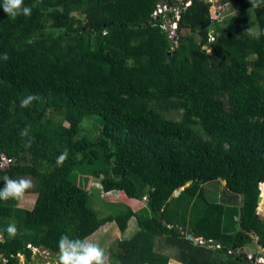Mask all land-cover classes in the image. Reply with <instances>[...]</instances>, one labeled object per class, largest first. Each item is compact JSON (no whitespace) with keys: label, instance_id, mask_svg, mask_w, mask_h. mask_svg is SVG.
I'll return each instance as SVG.
<instances>
[{"label":"trees","instance_id":"trees-1","mask_svg":"<svg viewBox=\"0 0 264 264\" xmlns=\"http://www.w3.org/2000/svg\"><path fill=\"white\" fill-rule=\"evenodd\" d=\"M219 2L238 6L221 22L210 0H24L32 14L15 19L0 9L9 57L0 60V161L11 160L0 175L36 181L32 210L0 201V264H32L34 250L58 256L68 229L91 239L115 223L125 234L132 219L137 230L116 241L112 264H168L156 248L175 250L181 264H252L231 249L253 236L264 250V36L247 32L249 0ZM252 10L253 32L264 30V4ZM30 93L43 101L21 109ZM87 178L145 202L135 211L105 201L122 209L103 216Z\"/></svg>","mask_w":264,"mask_h":264},{"label":"clouds","instance_id":"clouds-1","mask_svg":"<svg viewBox=\"0 0 264 264\" xmlns=\"http://www.w3.org/2000/svg\"><path fill=\"white\" fill-rule=\"evenodd\" d=\"M253 9L264 4V0H249ZM220 5V3L217 2ZM0 9L8 18L30 17L32 7L26 6L24 0H0ZM249 35L259 39L264 36V30L253 32L247 29ZM9 59L7 52L0 55V60ZM43 97L39 94H28L19 101L21 109H29L34 103L42 102ZM25 150L32 148L35 137L30 134V127L25 126L19 133ZM68 150L65 149L56 159V166H63L68 158ZM3 187H0V201L9 200L20 202L30 193L33 188V181L30 177L12 178L6 174L0 175ZM7 239L11 240L17 235L15 224H9L6 228ZM0 242H4V233H0ZM58 260L57 264H112L110 255L98 242L87 237L80 238L73 234L71 229L66 230L57 242Z\"/></svg>","mask_w":264,"mask_h":264},{"label":"rangeland","instance_id":"rangeland-1","mask_svg":"<svg viewBox=\"0 0 264 264\" xmlns=\"http://www.w3.org/2000/svg\"><path fill=\"white\" fill-rule=\"evenodd\" d=\"M212 4L210 7V11L212 13L214 19H217L219 22H221L222 20H224L225 18H227L228 16L232 15L233 13L236 12L238 6L236 5H232L231 2H227L224 3L222 6H213L214 3H216V0H212ZM218 2V0H217ZM220 3V2H219ZM75 16L79 17L81 20L83 18V16L81 14H79L78 12L75 13ZM166 22H170V21H166ZM245 24L247 26H249L253 31L257 29V23L255 21V17H254V12L252 10V8L248 9V20L245 22ZM166 29H169V35L171 34L174 38L175 33H173L175 26L173 24L170 23L169 28L166 27ZM183 34H186L185 32H183ZM182 34V35H183ZM191 36V34L186 35ZM193 36V40L192 41H199L198 37L195 35ZM169 117L175 118L176 115L174 114H167ZM66 127H68V129H71L70 126H68L66 123L64 124ZM98 126L96 124H92L91 122H85L84 123V129H85V133H90L92 135H94V137H97L99 135V130L97 128ZM32 179V178H31ZM33 181V188L30 190V192H32L35 187H36V181L34 179H32ZM81 185L83 187H85V189H90L92 190L91 192L96 195L99 196L100 194L102 195L104 201H98L99 206L104 208L102 215L104 214V212H109L112 213L111 211L114 210V208H110L106 202H122L124 204L130 205L131 207H133V210H137L138 207H140L142 204H144L145 201H132L129 200V198H127L123 193H118V192H112V193H104L101 190V186L100 184L96 181L93 180L92 178H87L86 180L81 181ZM106 201V202H105ZM36 202V195L34 194H29L25 197L24 200H22L20 202V208L25 209V210H32L34 208ZM102 210V208H100ZM122 209V205H117L115 208V212H119ZM108 210V211H107ZM259 215L261 217H264V198L261 199V202L258 203V208H257ZM104 216V215H103ZM137 230L136 224H135V220L132 219L130 224H129V229L127 230V232L125 234H122L118 228V226L114 223V224H108L104 227L101 228L99 234L94 237L91 238V240L98 242L102 247L105 248L106 252L110 255V257H112V253H114V251L116 250V241L120 240V239H130L133 237V234L135 233V231ZM157 251H160L164 254H166L167 256H169V261L168 264H181L176 258V251L173 249H167V248H156ZM243 253H242V252ZM232 253L238 254V253H242L244 254L248 259H250L253 263L252 264H262L264 263V259L258 255H262L264 256V250L261 249V247L259 246V244L257 243V237L253 236V240L250 243H247L246 246H243L242 250L240 249H231ZM57 260H58V256H53L49 253H45L42 250H40L39 252H35V255L33 256V263L32 264H57ZM20 262L21 264H26V260L24 257L20 258ZM262 262V263H261ZM114 264H120L119 261H114Z\"/></svg>","mask_w":264,"mask_h":264},{"label":"built area","instance_id":"built-area-1","mask_svg":"<svg viewBox=\"0 0 264 264\" xmlns=\"http://www.w3.org/2000/svg\"><path fill=\"white\" fill-rule=\"evenodd\" d=\"M210 2H212V0H210ZM212 3H213V2H212ZM213 6H216V7L220 6L219 4H217V0H216V3L213 4ZM168 9H169V8H168ZM164 11H167V8H166V7H164V8H162V7L159 8L158 12L155 13V16H157L158 14L163 13ZM177 19H178V17H176V20H177ZM176 20H174V21L171 22V24H173V25L175 26V28H176ZM173 33H175V29H174ZM169 37L171 38V37H173V36L170 34ZM173 39H174V38H173ZM10 162H11V160L6 159L4 156H2V159H1V161H0V167H1V168L6 167ZM39 251H40V250H34V255H35V252H39Z\"/></svg>","mask_w":264,"mask_h":264},{"label":"water","instance_id":"water-1","mask_svg":"<svg viewBox=\"0 0 264 264\" xmlns=\"http://www.w3.org/2000/svg\"><path fill=\"white\" fill-rule=\"evenodd\" d=\"M163 4H164V1H160L159 2V6H163ZM166 7H167V9H168V7H171L173 4H172V2L171 1H168L167 3H166ZM211 12V11H210ZM211 15H212V13H211ZM213 16V15H212ZM153 22V20H150V23H152ZM97 29H99L100 27H101V25L100 24H97L96 26H95ZM210 29L211 30H213V27L211 26L210 27ZM179 194V191H177L176 193H175V195H178ZM261 199H262V195L260 194L259 195V197H258V202H261ZM181 229V228H180ZM195 242H197L196 240H195ZM218 244V242L217 241H213L212 242V244H211V246H215V245H217ZM224 251H226V250H224ZM240 257L241 258H243L244 259V261H247V257L244 255V254H241L240 255Z\"/></svg>","mask_w":264,"mask_h":264},{"label":"crops","instance_id":"crops-1","mask_svg":"<svg viewBox=\"0 0 264 264\" xmlns=\"http://www.w3.org/2000/svg\"><path fill=\"white\" fill-rule=\"evenodd\" d=\"M21 202V201H20Z\"/></svg>","mask_w":264,"mask_h":264}]
</instances>
